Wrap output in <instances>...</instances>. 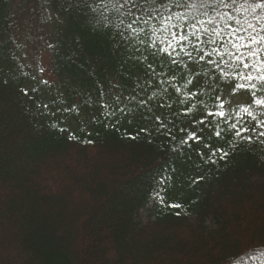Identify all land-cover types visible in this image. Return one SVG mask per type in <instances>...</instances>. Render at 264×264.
<instances>
[{
	"label": "trees",
	"instance_id": "trees-1",
	"mask_svg": "<svg viewBox=\"0 0 264 264\" xmlns=\"http://www.w3.org/2000/svg\"><path fill=\"white\" fill-rule=\"evenodd\" d=\"M107 3L0 0V264H264V138L215 166L196 167L190 153L168 181L166 203L149 206L174 154L164 137L131 139L138 118L106 126L111 109L101 104L119 91L112 84L125 95L132 87L119 75V14ZM35 48L47 54L49 84L29 59ZM210 83L202 77L193 89L209 106ZM237 95L246 106L249 94ZM163 111L179 126L188 122ZM199 116L193 109L191 118Z\"/></svg>",
	"mask_w": 264,
	"mask_h": 264
},
{
	"label": "snow or ice",
	"instance_id": "snow-or-ice-1",
	"mask_svg": "<svg viewBox=\"0 0 264 264\" xmlns=\"http://www.w3.org/2000/svg\"><path fill=\"white\" fill-rule=\"evenodd\" d=\"M108 5L119 14L115 27L122 43L114 44L123 49L119 75L131 80L132 87L125 95L121 84H112L119 91L101 104L111 109L104 113L112 118L106 126L116 128L138 118L143 123L131 139L144 134L151 144L154 135L165 138L167 151L174 156L160 168L153 197L165 204L168 181L179 163L192 159L190 153L198 157L196 167L215 166L226 163L234 150L264 138V0L255 4L249 0H108L106 10ZM103 20L104 27H109L107 15ZM201 62L206 69L203 73L193 67ZM182 67L187 73L177 75ZM202 77L209 78L208 87L215 93L209 97L211 106L202 100V92L193 90L203 87ZM178 80L183 83L178 85ZM222 86L228 87L227 100L219 93ZM237 90L249 94L250 99L235 111L231 97ZM23 94L30 95L27 90ZM194 99L196 104L191 103ZM174 105L184 106L183 111L173 110ZM253 106L261 110L259 115ZM164 109L188 122L177 125ZM193 109L199 111V118H191ZM177 130L184 134L179 140ZM167 206L181 208L179 203Z\"/></svg>",
	"mask_w": 264,
	"mask_h": 264
},
{
	"label": "rangeland",
	"instance_id": "rangeland-1",
	"mask_svg": "<svg viewBox=\"0 0 264 264\" xmlns=\"http://www.w3.org/2000/svg\"><path fill=\"white\" fill-rule=\"evenodd\" d=\"M30 53L31 55L29 54L30 55L29 59L31 61L32 66L40 74V79L44 80L45 84H49L52 81V78L49 73L47 54L45 53V51H43L40 48H35L33 51H30ZM222 96L225 98V100H227L229 98V91H226ZM231 101H232V106L234 110L244 105L243 98H241L237 94L231 97ZM153 197H154V193H153ZM153 201H156V200H154L153 198ZM143 216L145 217V213Z\"/></svg>",
	"mask_w": 264,
	"mask_h": 264
}]
</instances>
